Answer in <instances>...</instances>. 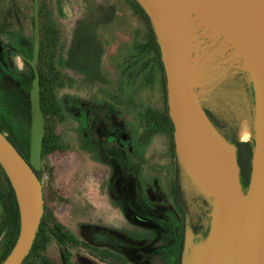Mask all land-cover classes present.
I'll list each match as a JSON object with an SVG mask.
<instances>
[{"label": "rangeland", "instance_id": "rangeland-1", "mask_svg": "<svg viewBox=\"0 0 264 264\" xmlns=\"http://www.w3.org/2000/svg\"><path fill=\"white\" fill-rule=\"evenodd\" d=\"M51 1L62 33L59 68L66 81L58 93L66 120L56 125L65 148L55 152H43L48 122L39 109L32 72L38 49L37 0L0 1L3 12L12 7L16 11L7 31L0 34V101L29 139L30 162L42 173L45 214L50 213L82 243L119 253L125 264H138L127 250L142 242L147 231L126 216L117 191L115 163H119L124 168L139 169L149 188L144 189L148 191L147 203L164 215L172 231L181 226L193 233L183 257H187L190 246H205L204 250L210 233L198 236L193 227L212 222L215 195L211 188L218 186L217 180L196 169L192 159L182 153L175 132L173 152L170 139L163 134L148 146L138 144L143 113L165 104L161 77L156 74L150 84L126 61L135 37L145 35L144 23L123 0ZM180 12L182 50L190 77L196 79V94L224 131L237 141L256 146L257 90L247 48L237 35L224 31L219 24H214L221 29L218 32L207 26L189 5ZM241 117L251 122L253 135L249 138L241 137ZM173 182H179L185 200V212L176 209V217L167 205L172 203L169 189ZM72 245L75 264H120L112 254L102 258L97 252L91 255L82 244ZM176 249L172 244L173 257ZM47 252L54 263L62 264L63 250L55 241Z\"/></svg>", "mask_w": 264, "mask_h": 264}, {"label": "water", "instance_id": "water-1", "mask_svg": "<svg viewBox=\"0 0 264 264\" xmlns=\"http://www.w3.org/2000/svg\"><path fill=\"white\" fill-rule=\"evenodd\" d=\"M137 1L150 17L160 45L176 141L178 143L182 135L183 125L191 127L193 137L190 144L194 154L190 159L200 173L218 182L215 189L211 188L215 203L208 252L203 264H264V0H204L229 17L254 66L257 137L247 191L243 190L240 180L236 144L218 130L190 82L182 44L169 21L171 0ZM0 165L15 191L21 216L16 244L0 264H23L45 214V198L41 179L33 166L1 128ZM115 166L120 185L124 186L123 166L119 163ZM134 220L145 227L163 228L158 222L139 215H134ZM192 235L187 231L186 245ZM182 258V264H191Z\"/></svg>", "mask_w": 264, "mask_h": 264}, {"label": "trees", "instance_id": "trees-1", "mask_svg": "<svg viewBox=\"0 0 264 264\" xmlns=\"http://www.w3.org/2000/svg\"><path fill=\"white\" fill-rule=\"evenodd\" d=\"M123 1L145 26L144 37L141 38L140 35L135 37L133 47L126 58V61L129 63V68L136 70L138 76L143 75L146 81L150 84L154 83L155 75L158 74L164 85V107L160 109L149 108L143 113L140 119L142 132L139 136L138 144L142 147L148 146L154 137L163 134L170 139V148L172 152L176 151L174 123L170 116L167 100L166 73L157 36L150 17L140 3L137 0ZM15 4L13 6H16ZM15 12L16 11L13 7L7 12H3L0 2L1 35L7 31V26L9 25L8 21L13 18ZM36 15L38 24V49L35 58L36 63L32 72H34L36 78L39 109L48 122V124L45 125L47 132L43 136L42 148L43 152H55L59 151L60 148H65L63 144H61L62 140L56 130V125L58 123H63L66 120L64 107L58 94L59 90L66 85L65 75L59 68L62 57V33L55 21L51 0H37ZM9 74L10 76H13V73ZM206 111L218 130L228 141L236 144L239 143L237 160L240 180L243 190L247 191L251 180L252 160L255 146L248 141L239 142L235 140L230 133L224 131L223 128L218 125L212 113L208 109H206ZM0 128L14 147L29 163H31L29 153L27 152L29 139L23 134L21 127L16 123L1 101ZM31 165L33 166L32 163ZM33 168L41 179V171L34 166ZM0 173L2 177V179H0V241L2 242L0 263H2L16 244L21 227V216L15 191L1 165ZM169 191V195L176 205V208L179 212L184 213L185 200L179 182H173L170 185ZM46 207L45 204V210L47 209ZM206 226L208 229L205 231V235H208L210 231V222H207ZM203 228L204 225L196 226L194 232H199ZM54 241L63 250L64 257L62 264H75L72 259V244H82L91 255L97 252L103 256L102 258L111 256L112 254L117 257L120 264H125V260L121 254L104 248L92 247L91 245L82 243V241L71 236L66 231L65 226L57 221V219L50 213L44 214L31 252L26 257L23 264H57L54 263L47 252L49 245Z\"/></svg>", "mask_w": 264, "mask_h": 264}, {"label": "flooded vegetation", "instance_id": "flooded-vegetation-1", "mask_svg": "<svg viewBox=\"0 0 264 264\" xmlns=\"http://www.w3.org/2000/svg\"><path fill=\"white\" fill-rule=\"evenodd\" d=\"M236 147L238 149L239 145L236 144ZM123 173L125 184L122 186L120 182H118L117 191L123 199L127 218L133 224L140 226L134 220V215H139L156 221L163 227L162 229H158L141 225L147 233L145 237H143L142 242L135 245L132 249L127 250V254L138 264H182L183 251L187 241L186 228L180 226L177 227L179 230L176 229L172 231L164 215L150 208L151 205L147 203L149 202L147 199L149 197L147 195L148 191H144V189L149 190V188L145 185V181L139 169H132L125 166V168L123 167ZM167 205L170 207L171 213L175 217L178 216L174 202H167ZM200 225H204V228L194 233L198 236L205 237V231L208 229L206 226L207 221ZM196 226L193 227V230ZM172 244H176L177 246L175 257L171 254Z\"/></svg>", "mask_w": 264, "mask_h": 264}, {"label": "bare ground", "instance_id": "bare-ground-1", "mask_svg": "<svg viewBox=\"0 0 264 264\" xmlns=\"http://www.w3.org/2000/svg\"><path fill=\"white\" fill-rule=\"evenodd\" d=\"M186 5H189L190 8H192L194 11L198 12L200 14V16H201V19L203 20V22L207 26H209V27H212L213 26L214 27V24L217 23V24H219L221 26V28L224 31H229L230 33H232L234 35L237 34L236 33L237 32V28L234 26V24L229 19V17L226 16L225 14H223L220 11V9H218V8H216V7L208 4V3H206L204 0H171L170 7H169V15H168L169 16V21H170V24L173 27V30L175 32L176 37L178 38V40H179V42L181 44H182V40L184 39V33H183V23L181 22L182 21V12H180V10H182V8L184 6H186ZM214 30L216 32H218L221 29L218 28V27H214ZM217 35H219V34H217ZM196 48H198V47H196ZM195 51H196V49H195ZM212 56L210 58H212ZM197 58L198 57H196V59ZM194 61H196V60L194 59ZM206 65H208V64H206ZM215 66H216V64H215ZM199 69L202 70L203 68H199ZM209 72H206V73H209ZM202 73H204L203 70H202ZM188 74H189V77H190V72L189 71H188ZM196 76H197V74H196ZM214 78H215V76H214ZM190 82L194 86V84H196L195 83L196 82V79L194 77H190ZM198 98H199V96H198ZM240 126H241V137L243 139L249 138V137H251L253 135L252 125H251L250 120L247 117H241L240 118ZM192 137H193V130H192V128L189 127L188 125H183V132H182L181 137L179 138L178 143H179V146H180V149H181L182 153L185 156H187L188 158H192V156L194 154L193 153V150L191 148V144H190L191 143V140H192ZM204 247L205 246H203L202 248H198V247H195V246H191L189 248V250H188L186 260L188 262H190L191 264H203L204 261H205L207 252H208V246H206L207 248H205L203 250Z\"/></svg>", "mask_w": 264, "mask_h": 264}]
</instances>
